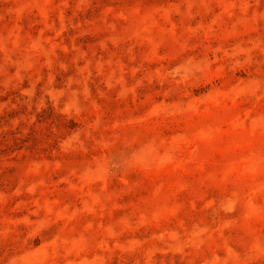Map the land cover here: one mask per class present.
Listing matches in <instances>:
<instances>
[{
    "label": "rangeland",
    "instance_id": "1",
    "mask_svg": "<svg viewBox=\"0 0 264 264\" xmlns=\"http://www.w3.org/2000/svg\"><path fill=\"white\" fill-rule=\"evenodd\" d=\"M0 264H264V0H0Z\"/></svg>",
    "mask_w": 264,
    "mask_h": 264
}]
</instances>
